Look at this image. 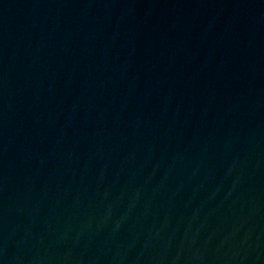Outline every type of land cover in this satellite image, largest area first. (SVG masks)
<instances>
[{"label":"water","instance_id":"obj_1","mask_svg":"<svg viewBox=\"0 0 264 264\" xmlns=\"http://www.w3.org/2000/svg\"><path fill=\"white\" fill-rule=\"evenodd\" d=\"M0 264H264V0H0Z\"/></svg>","mask_w":264,"mask_h":264}]
</instances>
